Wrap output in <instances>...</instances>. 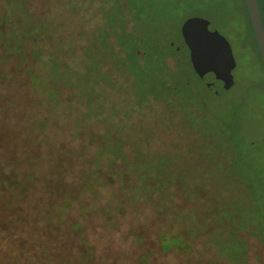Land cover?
Wrapping results in <instances>:
<instances>
[{"label": "trees", "instance_id": "1", "mask_svg": "<svg viewBox=\"0 0 264 264\" xmlns=\"http://www.w3.org/2000/svg\"><path fill=\"white\" fill-rule=\"evenodd\" d=\"M5 3L0 9V264H144L154 256L167 257L177 246L188 247L190 242L182 232L156 231L146 224L130 226L126 236L136 245H147L149 251L142 247L128 255L104 249L98 236L110 234L115 225L119 228L116 218L123 207L110 204L98 209L80 196L85 189L94 195L102 158L108 177L121 178L134 168L138 171L143 184L136 187V193L175 184L169 179L168 166L160 165L157 175L161 178L156 183L146 177L142 162L136 166L127 162L124 145L141 139L140 128L130 123L132 111L106 103L100 89L107 76V82L119 83L120 94L129 104L135 97L142 105L148 85L158 82L157 78L167 86V77L178 71L172 56L182 47L187 49L183 40L176 48V42L157 23L152 25L139 14L131 22L123 9L117 14L108 12L102 23L88 30L78 25L72 35L64 29L68 11L57 18L38 17L27 8V0ZM244 5L248 15L245 1ZM248 20L256 43L249 15ZM53 27L61 29L57 33ZM169 58L174 65L168 64ZM127 83L134 94L124 90ZM63 119L72 121L70 127L66 123L58 126ZM95 119L104 128H90L88 124ZM128 123L136 127L135 133ZM83 130H87L84 145H95L101 153L85 157L86 168L68 174L73 161L58 154L65 146L52 139L62 132L70 133L71 139L80 138ZM148 162L161 164L155 158ZM250 173L259 193L264 188V171L256 173L254 168ZM80 175L82 183L77 180ZM157 206L175 218L176 213L187 211ZM261 208L256 211L264 215ZM206 217L211 225L216 223L207 213ZM94 220L97 223H91ZM189 221L199 222L195 211ZM259 224L264 231V223ZM244 229L249 231L248 226ZM210 231L205 245L215 247L226 261L223 264H251L242 230L229 237ZM117 234L121 235V229Z\"/></svg>", "mask_w": 264, "mask_h": 264}, {"label": "rangeland", "instance_id": "2", "mask_svg": "<svg viewBox=\"0 0 264 264\" xmlns=\"http://www.w3.org/2000/svg\"><path fill=\"white\" fill-rule=\"evenodd\" d=\"M5 1L0 0V9L6 6ZM258 1L264 22V0ZM27 8L38 17L57 18L60 12L68 11L64 29L71 31L72 35L78 25L84 31L88 30L96 22L102 23L108 12L117 14L123 9L131 22L139 14L152 25L157 23L176 42V48H180L183 38L181 24L192 15L207 18L210 28L217 29L226 37L236 64L232 77L224 78L219 83L210 84L208 76L194 72L185 47L172 56L178 71L167 77V86L160 83L156 73L150 78L151 82L155 78L158 82L148 85L149 94L141 102L142 105L135 97L129 104L120 94L119 83L107 82V76L103 78L105 84L99 88L102 99H106L108 104L111 102L125 107L127 112L132 111L134 114L130 123L140 128L141 139L124 145L127 162L135 166L142 162L146 177L156 183L161 178L157 175L160 165L168 166L171 170L169 179L175 184L164 189L136 193V187L143 184L138 171L134 168L121 178L108 177L102 158L100 181L94 187V195L85 189L80 191V196L98 209L110 204L123 207L116 218L119 228L115 225L110 234L98 236L104 249L119 250L128 255L142 247L149 251L147 245H136L131 237L126 236L130 226L146 224L156 231L182 232L185 241L190 242L188 247L177 246L167 257L154 256L144 264H223L225 260L220 259L215 247L205 245L210 228V234L226 233L228 237L242 230V234L247 236L250 263L264 264V231L259 224L260 221L264 223V215L256 211L257 207L260 211L264 207V197L259 194H264V188L258 193L257 182H253L252 173L248 174L254 168L256 173L264 171V65L253 38L244 1L27 0ZM53 29L58 33L61 27ZM54 32L53 37L56 35ZM168 64L174 65L171 58ZM223 86L226 89L221 91L219 87ZM124 90L135 93L131 83H127ZM170 96L173 100H170ZM97 121L95 119L89 123L90 128H104ZM70 122L63 119L58 126H65L66 123L70 127ZM130 123L129 129L135 133L136 127ZM86 131L81 132L80 138L71 139L70 133L62 132L52 139V142L65 146L58 154L73 161L68 174L72 170L75 173L85 169V157L101 153L95 150V145H84ZM71 146L76 150L72 151ZM160 156L164 159L161 162ZM150 158H155L161 164L151 165L148 162ZM116 166L120 168L121 164ZM77 177L78 182L82 183L81 175ZM248 178L251 181H246ZM161 204L166 210L176 206L177 210L187 211L182 215L176 213L175 218L169 212L160 211L157 205ZM191 211L198 214L199 222L189 221ZM206 213L215 224H210ZM91 223L97 222L94 220ZM244 226H248L249 231ZM118 229H121V235L117 234ZM258 237L262 239L259 241Z\"/></svg>", "mask_w": 264, "mask_h": 264}, {"label": "water", "instance_id": "3", "mask_svg": "<svg viewBox=\"0 0 264 264\" xmlns=\"http://www.w3.org/2000/svg\"><path fill=\"white\" fill-rule=\"evenodd\" d=\"M244 1L264 64V22L260 4L258 0ZM209 25L207 18L192 15L183 20L180 31L189 49V61L193 70L198 75L208 76L210 84H216L224 78L232 77L236 61L229 41ZM219 89L224 91L226 87Z\"/></svg>", "mask_w": 264, "mask_h": 264}, {"label": "flooded vegetation", "instance_id": "4", "mask_svg": "<svg viewBox=\"0 0 264 264\" xmlns=\"http://www.w3.org/2000/svg\"><path fill=\"white\" fill-rule=\"evenodd\" d=\"M182 40H183V38H182ZM183 45H186V43L184 42V40H183ZM187 46V45H186ZM187 49H188V47H187ZM188 52H189V49H188Z\"/></svg>", "mask_w": 264, "mask_h": 264}]
</instances>
